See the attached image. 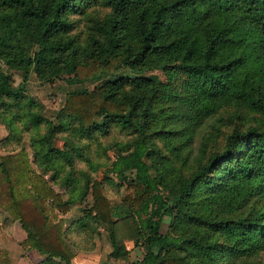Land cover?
<instances>
[{
    "label": "trees",
    "instance_id": "obj_1",
    "mask_svg": "<svg viewBox=\"0 0 264 264\" xmlns=\"http://www.w3.org/2000/svg\"><path fill=\"white\" fill-rule=\"evenodd\" d=\"M80 1L86 2L0 0V24L12 33L0 40V56L23 74L15 88L0 73V110L21 105L32 70L40 80L67 76L70 85L122 70H159L166 83L121 76L91 91L68 93L60 111L66 121L59 128L74 120L75 132L88 140L110 125L137 133L106 170L131 191L124 209L109 203L99 181L88 191L61 181L72 195L63 200L32 168L26 150L0 159V209L20 223L24 246L46 261L70 264L73 254L62 242L59 215L80 206L90 190L91 206L69 228L88 244L84 251L95 249V236H103L88 233L89 224L111 228L130 216L141 242L136 235L126 240L144 248L139 264H262L257 258L264 253V0H103L109 13L81 48L63 37L71 29L66 14ZM22 42L37 49L17 52ZM127 86L134 98L121 95ZM221 114L234 125L217 145L220 129L210 122ZM32 119L33 125L48 124L49 140L59 130L45 118ZM37 153L40 168L59 159L71 162L70 154L49 146ZM146 160L154 163L155 176ZM166 218H173L180 235L161 233ZM116 235L107 234L109 257L126 259L125 239Z\"/></svg>",
    "mask_w": 264,
    "mask_h": 264
},
{
    "label": "rangeland",
    "instance_id": "obj_2",
    "mask_svg": "<svg viewBox=\"0 0 264 264\" xmlns=\"http://www.w3.org/2000/svg\"><path fill=\"white\" fill-rule=\"evenodd\" d=\"M76 5L78 8L72 9L66 14L67 19L71 23V29L64 33L63 37L65 39L74 38L77 46L81 48L84 42H87L89 37L94 34V24L103 20L104 17H106L109 13V9L103 5V0H86V2L80 1L77 2ZM4 12L5 11L0 6V15H3ZM7 29L8 28L5 26V24H0V40L5 39V35L12 34ZM18 40L19 38L16 33V42ZM21 46V48H17V52L27 53L31 52L33 49H37L36 46H33L31 49L29 44L27 45V43L24 42L21 43ZM0 73L8 75L11 79L10 85L15 88L22 83L23 74L13 68H9L2 59V56H0ZM121 76L142 77L151 80L156 84L166 83V75L159 70L146 72L142 75H136L135 73L122 70L114 75H102L95 80L88 81L83 84L73 85L68 84L67 76H64L62 79L40 80L32 70L25 85L26 98L21 101V105L18 106V108H16V105H12L8 111L5 109L0 110V131H2L3 135L6 133V138L4 140H0V153L5 154L8 152L26 150L32 162V168L37 173L42 175L45 180H47L50 187L59 193L65 201H68V199L70 200L72 195L67 191L66 187L62 185L63 183L61 184V181L67 183L71 182L75 186L78 185L81 190L86 188L87 191L94 181H99L102 186V193L109 203H111L113 206L118 205L120 209H124L125 205L123 204V200L129 194H131V191L126 189L127 184L120 183L118 180L116 181V179H114L111 175L107 176L106 170L109 163L113 161L119 153L127 151L125 150L126 148H130L131 144L137 137V133L134 132L135 130H124L120 126L110 125L107 132H95L93 134V138L88 140L82 138L75 132V129H77V123L74 120H68V122L65 123L67 124L65 126L66 128H59L61 123L60 120L66 121V119L61 116L60 111L64 106V101L68 93L91 91L96 87L115 81ZM177 81L179 83V79ZM120 91L121 95L122 93H125L129 94L132 98L135 97L134 91H132L128 86ZM33 116L45 118L49 124L51 123L52 127L59 129L51 140H49L48 136V124L45 122H40L37 125H33ZM226 118V115L221 114L219 118L215 117L210 122V124L215 122V125H218L220 129V134H218L217 138V145H222L224 136L229 130L233 128V121L231 122ZM95 121L101 123L102 119L96 118ZM248 125H253V123L251 122ZM248 125H246L244 128H246ZM206 130L209 131L210 129L207 128ZM199 140L200 139L198 136L194 143L195 149L199 145ZM154 142L158 147L161 148L160 142L157 140H154ZM32 144L33 146H31ZM46 145L52 149H57L70 154L71 162L59 159V161L49 162L46 169H44V167H37L38 164L36 165L35 161L40 155L37 152L41 146L47 147ZM195 153L196 150L194 154ZM76 154H81L83 157H87L88 161L85 162L82 158L76 157ZM154 158L156 162L161 165L159 161L161 157L154 155ZM146 161L149 165L150 174L155 176L156 172L154 169V163L150 160ZM173 168L178 175L179 166L174 163ZM108 180L114 182L111 183ZM131 181L132 180L129 177L127 183H131ZM91 204L92 197L89 190L88 195L84 198V200L82 202H78V205L80 206L73 208L84 211V209L91 206ZM124 213L126 212L124 211ZM135 225L137 227L136 220L132 217L130 219L129 216V218L127 217L126 220H117L115 226L111 228H96L95 224H89L88 230L92 229V231H89L88 233L103 234V236L100 238L95 236L97 237V245L94 243L95 247L97 246L96 248H99V250L103 251L104 249H109L107 237V234L109 233L115 232L120 241L124 239L126 240L129 235H136L137 239L140 240L138 234H135ZM73 232H69L65 236L66 242L69 246H66L64 243L63 244L67 248L72 247L77 250L86 248L88 244H83L81 242L80 238H78L76 235L77 231ZM161 233L180 235L182 231L179 233L178 229L174 228L173 218H166L163 221ZM69 250H71V248ZM70 252L72 253V250ZM135 253V262L133 263L139 264L144 255V248L139 246L138 249L135 250ZM189 259L190 262H195L194 258ZM257 260L264 264V253H262L261 256L257 258ZM44 263L57 264L52 260H49L48 262H45L44 260ZM126 264L131 263L127 261Z\"/></svg>",
    "mask_w": 264,
    "mask_h": 264
},
{
    "label": "crops",
    "instance_id": "obj_3",
    "mask_svg": "<svg viewBox=\"0 0 264 264\" xmlns=\"http://www.w3.org/2000/svg\"><path fill=\"white\" fill-rule=\"evenodd\" d=\"M5 138L6 133L3 135L2 131H0V140H4ZM12 153H16V151L5 154L0 153V159ZM82 215V211L75 208H72L70 212L65 215H59V219L63 221L61 238L66 246H69L65 238V236L71 232L69 226L73 222H76ZM26 238L27 235L20 223L11 219L4 210L0 209V259L4 260V263L0 262V264H49L44 263V260L48 262L46 261L47 256L24 246ZM96 239L97 237L94 243L97 245ZM124 244L128 251V256L123 260L110 258L109 254L111 249L109 246V249H104L103 251L96 248L97 246L95 247L96 249L86 251L70 247L72 254H74L70 260V264H126L127 261L131 264H136L133 262H135V250L138 248L134 247L133 243L128 240H124ZM51 260L57 264H65L57 258Z\"/></svg>",
    "mask_w": 264,
    "mask_h": 264
}]
</instances>
